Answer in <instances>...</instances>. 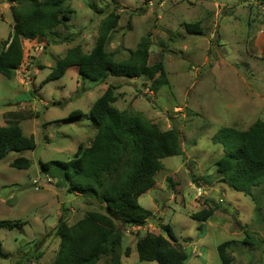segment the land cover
Instances as JSON below:
<instances>
[{
  "label": "rangeland",
  "instance_id": "1",
  "mask_svg": "<svg viewBox=\"0 0 264 264\" xmlns=\"http://www.w3.org/2000/svg\"><path fill=\"white\" fill-rule=\"evenodd\" d=\"M64 9L67 28L23 40L20 67L11 79L0 75V127L5 113L18 112L23 134L35 143L32 151L10 152L0 160V220L14 223L0 231L1 251L8 254L0 264H52L59 246L54 229L62 214L73 225L88 212L104 213L97 199L68 193L62 175H55L53 166L43 172L41 164L67 162L79 146L91 144L96 126L87 116H68L77 110L87 115L109 84L117 87L116 109L143 117L160 131L177 130L183 151L162 160L154 186L140 196L139 206L152 215L145 224L114 222L121 230L120 264H157L140 262L136 243L147 233L165 236L164 226L184 248L185 264H220L216 248L227 241L232 264H264V185L246 196L222 182L215 162L223 150L213 141L222 128L245 131L256 120L264 122V2L70 0ZM112 11L120 18L106 52L125 60L150 34L148 65L161 62L168 84L156 93L145 78L82 84L76 67L44 84L67 50L79 46L89 53L101 21ZM194 23L200 34L184 30V24ZM13 24L10 3L0 0V51ZM17 156L26 157L30 167L12 168ZM214 206L220 210L206 223L191 219ZM246 232L252 244L243 243Z\"/></svg>",
  "mask_w": 264,
  "mask_h": 264
},
{
  "label": "trees",
  "instance_id": "2",
  "mask_svg": "<svg viewBox=\"0 0 264 264\" xmlns=\"http://www.w3.org/2000/svg\"><path fill=\"white\" fill-rule=\"evenodd\" d=\"M69 1L8 0L14 24L7 43L0 51V75L11 79L20 67L23 40L43 38L58 26L67 28L65 21L68 18L63 12ZM151 1L144 0L146 4ZM89 6L94 9L93 5ZM119 18L115 11L107 14L101 21L95 46L89 53H84L79 46L70 48L58 59L43 83L60 79L68 69L76 67L82 84L86 81L101 84L108 78H145L150 92L156 93L166 86L168 80L162 63L148 65L150 34L140 39L125 60L117 61L114 53L106 52L107 39ZM183 28L190 34L201 33L198 23L184 24ZM116 88L107 85L87 115L77 110L68 116V120L87 116L96 126L91 144L84 148L79 146L74 158L67 162L41 164L43 172L50 171L53 166L56 169L54 174L62 175L68 193L97 199L104 210L103 214L88 212L73 225L66 223L64 214L60 216L54 229L59 246L52 264H97L102 258L108 259L105 264H120L121 230L114 222L125 227H142L152 215L139 206L140 196L154 186L163 159L183 155L177 130L160 131L143 117L116 109ZM22 120L23 116L18 112L4 114L5 124L0 127V160L10 152L35 149L33 137L22 132ZM213 141L223 150V155L215 162L216 172L223 177L222 182L246 196H252L255 187L264 185V122L256 120L245 131L222 128L214 135ZM10 166L24 170L30 167V161L17 156ZM218 210L217 206L205 208L192 214L191 219L206 223ZM232 220L235 224V218ZM12 227L13 222L0 220V231ZM162 231L165 236L147 233L136 243L138 260L185 264L187 254L171 229L164 226ZM252 242L246 232L243 243ZM229 245L227 241L216 248L220 264H232L227 253ZM125 255H128L127 250ZM0 258H8L1 248Z\"/></svg>",
  "mask_w": 264,
  "mask_h": 264
},
{
  "label": "water",
  "instance_id": "3",
  "mask_svg": "<svg viewBox=\"0 0 264 264\" xmlns=\"http://www.w3.org/2000/svg\"><path fill=\"white\" fill-rule=\"evenodd\" d=\"M53 106H55L54 103H50V104L48 105V107H53Z\"/></svg>",
  "mask_w": 264,
  "mask_h": 264
}]
</instances>
